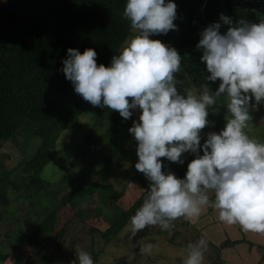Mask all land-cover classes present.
<instances>
[{
    "label": "clouds",
    "instance_id": "9594fccd",
    "mask_svg": "<svg viewBox=\"0 0 264 264\" xmlns=\"http://www.w3.org/2000/svg\"><path fill=\"white\" fill-rule=\"evenodd\" d=\"M174 0H125L122 16L131 35L108 66L97 64L93 48L69 47L62 71L74 91L93 106L115 110L128 119L139 109L133 135L138 160L134 167L150 182L142 204L130 217L128 238L146 226L167 229L177 218L197 219L211 207L226 225L264 235V143L250 137V110L264 106V17L233 24L224 13L200 32L196 48L209 75L200 90H177L181 55L159 39L177 25ZM228 25L225 32L221 24ZM219 80L213 91L205 81ZM225 104L227 115L219 132L201 130L213 105ZM202 151V154H200ZM193 153L183 178L162 171V161L183 163ZM204 239L186 246L183 264H203ZM151 244L139 248L151 252ZM72 264H94L91 255L76 251Z\"/></svg>",
    "mask_w": 264,
    "mask_h": 264
},
{
    "label": "trees",
    "instance_id": "16d2710c",
    "mask_svg": "<svg viewBox=\"0 0 264 264\" xmlns=\"http://www.w3.org/2000/svg\"><path fill=\"white\" fill-rule=\"evenodd\" d=\"M174 2L177 13L174 23L177 28L150 38L159 39L178 51L181 55V67L199 91L204 76L209 75L205 64L200 60L202 53L190 55L192 51H201L196 48L200 32L210 23L218 21L220 13L229 16L233 24L241 20L256 22L264 16L254 9L237 5L228 8L225 0ZM124 4L125 0H0V153L5 143L12 141L24 126L33 135L42 138L34 153L26 158V163L34 172L18 188V196L29 200L34 211L30 214V219L33 216L34 222L27 226V235L38 241L34 253L41 264L61 262L65 238L62 234L59 235L56 226L58 212L62 207L70 204L71 208H78L85 196L92 195L102 187V179L107 183V176L113 169L112 163L115 167L116 164L119 167L124 166L119 162L120 158L115 159L122 150L119 138L123 136L125 142L132 141L137 146L128 129L133 120L138 121L139 109L134 110L128 119H124L115 110L96 106L99 114L93 127L77 143L76 158H73V163L59 179V188L65 184L72 187L62 194H59L57 188L56 195L60 196L55 200L51 197L54 183L41 176L42 168L56 155V142L61 132L90 104L74 91L72 83L64 76L62 61L67 56V49L72 47L83 52L85 48H93L97 53V64L108 66L112 56L118 54L126 38L131 35L130 23L122 16ZM227 27L228 25L222 23L219 31L223 33ZM186 50H190V53ZM217 81L205 83L214 91ZM35 114H41L42 117L36 118ZM103 128L104 132H99ZM203 140L201 138V143ZM104 149H110L111 152L108 156L99 155L104 161L103 164L98 163V166L97 161L95 165V161L91 160L89 165H84L91 152L99 154ZM194 156L195 154L192 157ZM126 157L129 156L121 159L125 160ZM160 159L162 171H171L183 178L187 167L181 169L166 158ZM134 165L126 168H133ZM4 171L0 177V185L9 175ZM91 173L96 174L97 179L89 183L88 177ZM130 179L144 189L143 198L138 201L141 205L150 182L135 167ZM119 197L120 195H114L112 199L117 201ZM115 208L106 231L101 232L108 239L110 235L119 234L120 227L136 210H126L117 205ZM25 220L30 223L29 217ZM182 223L189 224V221L184 220ZM24 233L22 224H15L14 233H7L9 242L16 243L18 237L23 241L26 236ZM56 236L58 240L55 239V249L50 254L43 255L41 251L46 250ZM246 240L245 237L238 240L227 238L215 246L221 251ZM98 254L93 252V261L98 259ZM220 255L218 253L219 258ZM8 258H11V264L25 263V258L20 254L0 252L1 261Z\"/></svg>",
    "mask_w": 264,
    "mask_h": 264
},
{
    "label": "rangeland",
    "instance_id": "374dc122",
    "mask_svg": "<svg viewBox=\"0 0 264 264\" xmlns=\"http://www.w3.org/2000/svg\"><path fill=\"white\" fill-rule=\"evenodd\" d=\"M186 52L190 53V50H186ZM199 53H202V51H192L190 55L195 56ZM175 76L179 81L176 85L178 92L185 94L187 88L198 92L183 67H181V72L176 73ZM217 83L219 84V81ZM216 88L217 84L214 91ZM89 106L61 132L56 142L57 152L54 159L41 170V176L54 183L51 197L55 200L60 196L56 195L57 188L61 192L59 194H62V192L72 187L65 184L59 188L58 186L61 183L59 179L66 173L67 167H70L73 163V158H76L77 143L81 141L85 132L93 127L99 114L98 107L93 106L96 108L94 109L91 104ZM213 109L215 111L210 109L207 117L213 123L201 130V138L203 139L206 138L207 132H219L224 127L225 116L227 115L226 105L223 103L219 106L213 105ZM135 112L137 113V111ZM250 114L252 120L249 122L250 128L246 130L247 134L264 143V106H258L256 110H250ZM34 117L38 118L42 115L35 114ZM28 129L24 126L12 141L5 143L0 153V177L5 172L4 170L9 173L8 178L0 185V252L3 251V253L7 252L12 255L15 253L20 254L21 257L25 258L24 264H41L34 253L38 241L27 235V226L32 225L34 222L33 216L30 219V214L34 212L32 205L29 200L18 196V188L25 181H28L34 172L30 165L28 166L26 163V158L34 153L37 144H40L42 139L40 136L30 133ZM99 132H104V128ZM125 140L123 136L118 139V142L122 144V150L115 157L116 160L120 158L119 162H122L124 166L119 167V164H116L115 167L112 163L113 169L107 176V183H104V179L100 181L103 189L99 187L100 189L98 188L92 195L85 196L78 208H71L68 204L58 212L56 230L59 235L62 234L65 238L60 264H72L76 259L77 250L87 251L92 259L93 252H98V259L94 261V264H183V259L187 255L186 246L190 243L194 244L200 239H204L207 244L203 264H228L229 261H231V264L258 263L263 252L264 235L244 232L238 225L229 226L220 222L217 218V212L211 207L203 211L194 221L183 217L177 218L174 222H171L170 227L167 229L162 230L159 225L146 226L144 229L138 230L131 240H129V234L127 233L130 218L120 227L121 230L116 236L110 235V239H108L105 233V236L102 235L101 232L106 231L109 219L115 213V205L126 210L137 209L140 206L138 201L143 198L144 189L130 179L134 167L126 168V166H133L138 160L136 146L132 141L125 142ZM110 152V149H104V152L99 154L91 152L84 161V165H89L92 160L95 161L93 162L95 165L97 161L99 166V164L104 163L100 156H108ZM126 155L129 157H126L125 160L129 162L121 159ZM182 156L183 163L174 162L181 169L187 167L188 162L193 159V153L186 152ZM74 162L77 163V161ZM174 174L179 177L176 173ZM95 179H97L96 174L91 173L88 182H93ZM123 189H125L124 192ZM121 194L123 195L121 196ZM114 195H120L117 201L112 199ZM28 217L30 223L25 220ZM19 220H22V222ZM184 220H188L189 224H183L182 221ZM19 223L22 224V229L26 235L23 238L24 240L20 241L18 237L16 243L14 241L9 242L7 233L13 234L15 224ZM243 237L247 239V243H240L221 249V251L217 249V246L227 238L237 240ZM57 238L58 236L51 241L52 243L46 247V250L41 251L43 255H48L55 249L57 245L55 239ZM249 241L255 242L259 247L250 250L252 244ZM17 243L20 244L17 246ZM145 244H151V252L141 254L139 248ZM218 253L221 254L220 258ZM11 262V258L5 261L0 260V264H11Z\"/></svg>",
    "mask_w": 264,
    "mask_h": 264
},
{
    "label": "water",
    "instance_id": "95a60500",
    "mask_svg": "<svg viewBox=\"0 0 264 264\" xmlns=\"http://www.w3.org/2000/svg\"><path fill=\"white\" fill-rule=\"evenodd\" d=\"M237 5L242 8L256 9L264 16V0H229V8Z\"/></svg>",
    "mask_w": 264,
    "mask_h": 264
},
{
    "label": "crops",
    "instance_id": "0c3cea01",
    "mask_svg": "<svg viewBox=\"0 0 264 264\" xmlns=\"http://www.w3.org/2000/svg\"><path fill=\"white\" fill-rule=\"evenodd\" d=\"M170 163H171V164H174V162H171V161H170ZM238 239H242V238H238ZM238 239H237V240H238ZM245 239H246V238H245ZM244 242H245V241H244ZM244 242H241V243H244ZM252 242H253V241H252ZM246 243H247V242H246ZM237 244H240V243H236L235 245H237ZM258 247H259V245L255 244V242H254V245L250 246V250L256 249V248H258ZM262 250H263L262 255H261L260 259L258 260V263H257V264H264V249L262 248ZM228 264H231V261H229Z\"/></svg>",
    "mask_w": 264,
    "mask_h": 264
},
{
    "label": "flooded vegetation",
    "instance_id": "af4514ba",
    "mask_svg": "<svg viewBox=\"0 0 264 264\" xmlns=\"http://www.w3.org/2000/svg\"><path fill=\"white\" fill-rule=\"evenodd\" d=\"M228 2H229V0H227V2H225V4H226L225 6L229 8V6H228ZM232 6H234V5H232ZM232 6H231V7H232ZM231 7H230V8H231ZM254 10H256V9H254ZM256 11H258V10H256ZM258 12H259V11H258ZM218 81H219V80H218ZM217 87H218V83H217Z\"/></svg>",
    "mask_w": 264,
    "mask_h": 264
}]
</instances>
